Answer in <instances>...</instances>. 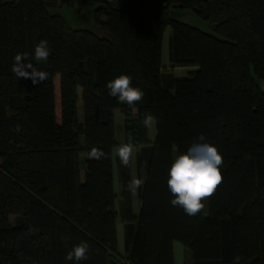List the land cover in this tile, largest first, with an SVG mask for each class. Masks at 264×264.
Instances as JSON below:
<instances>
[{"label":"trees","instance_id":"16d2710c","mask_svg":"<svg viewBox=\"0 0 264 264\" xmlns=\"http://www.w3.org/2000/svg\"><path fill=\"white\" fill-rule=\"evenodd\" d=\"M94 1L107 37L48 11L75 0H0V264H121L113 256L115 108L125 115L124 145L139 146L136 164L146 171L133 214L130 164H121L126 263L175 264L178 241L186 264H264V0ZM170 4L192 10L221 38L172 19ZM167 27L168 64L197 67L168 87L160 76ZM42 39L49 57L30 62L49 75L33 85L11 69L16 54H34ZM121 74L145 93L134 106L109 95L106 84ZM194 143L218 149L223 183L207 213L188 216L170 203L167 179ZM93 148L105 155L90 158ZM81 242L88 259L66 260Z\"/></svg>","mask_w":264,"mask_h":264},{"label":"clouds","instance_id":"9594fccd","mask_svg":"<svg viewBox=\"0 0 264 264\" xmlns=\"http://www.w3.org/2000/svg\"><path fill=\"white\" fill-rule=\"evenodd\" d=\"M50 55L47 40H40L34 48V54L28 52L18 53L14 57L12 72L18 78H30L33 85L42 83L48 79V73L40 71L30 62L32 59L45 61ZM27 62V63H26ZM25 69H30L26 71ZM109 95L118 99L120 103L134 106L142 101L145 93L139 88L132 86V78L121 74L106 84ZM198 139L204 141L201 134ZM105 154L102 150L93 148L89 154L90 158L99 160ZM117 155L124 166H128L133 155L131 145L125 144L118 148ZM223 157L218 149L209 143H194L187 152L178 155L168 170L167 187L173 195L170 203L179 206L188 216H196L204 211V201L213 197L223 183V175L220 167ZM143 181L137 179L134 186L139 188ZM89 246L81 242L69 251L65 259L82 261L88 259Z\"/></svg>","mask_w":264,"mask_h":264},{"label":"rangeland","instance_id":"374dc122","mask_svg":"<svg viewBox=\"0 0 264 264\" xmlns=\"http://www.w3.org/2000/svg\"><path fill=\"white\" fill-rule=\"evenodd\" d=\"M109 2H116L117 0H106ZM156 4L163 5L164 2L162 0H155L154 1ZM94 0H75L73 5H63L58 3L57 5H54L53 7H49L48 11L50 14H57L63 17L67 24L74 29H85L92 31L94 34H96L98 37H107V33L101 29V27L95 22L94 19V11L97 7L95 5ZM170 8V17L172 19L178 20L180 22L186 23L189 26L196 27L203 32L213 34V31L209 28L207 25V22L204 21L203 19H200L195 13H193L192 10H187V9H181L178 8L177 6L170 4L168 5ZM171 33V28L167 27L165 32H164V39H163V53H164V61H167V55H168V37L169 34ZM216 34H213V36ZM216 37H219L216 35ZM221 38V37H219ZM59 76H55L54 81V87H55V106H56V114L57 118L60 115V81H59ZM79 92V99L78 103V115L81 116L83 115V104H82V99H81V92ZM115 120H116V136L123 137L124 135V115L123 113L120 112V110H116L115 112ZM147 126H148V135L150 138L155 137L156 133V126H155V119L154 118H148L147 120ZM120 128V129H119ZM82 157V156H81ZM133 160H135L133 158ZM135 163V162H134ZM133 163V164H134ZM135 165V164H134ZM205 204V209L204 212L207 213L208 211V200L204 201ZM13 216L10 218L11 221H13ZM185 247L178 241L173 242V251H174V257L176 264H184V257L185 260L188 257V251L184 249ZM125 250V245H124V240L122 237L119 238V243H118V255H113L115 259L119 260L121 264H128L126 263V251ZM190 256V255H189Z\"/></svg>","mask_w":264,"mask_h":264},{"label":"crops","instance_id":"0c3cea01","mask_svg":"<svg viewBox=\"0 0 264 264\" xmlns=\"http://www.w3.org/2000/svg\"><path fill=\"white\" fill-rule=\"evenodd\" d=\"M164 39V38H163ZM162 51H163V46H162ZM161 51V52H162ZM164 53L162 52V67H161V79H162V84L166 87L170 86L173 84V80L175 79H178V78H184V77H187L188 75H190L192 72H194L195 70H197V67L196 66H183V67H171L168 62V55H167V61H164ZM116 110H120L121 113L122 110L120 108H115L113 109L112 111V115H113V119H114V135H115V140L117 142V146H115L113 148V150L111 151L112 153V165H113V190L116 194V199H115V209L116 211L118 212V218H117V248H118V243H119V238L125 236V226L126 225V222L123 221V218L121 216L120 213H122V205H123V202L121 201L122 200V183H121V177L120 174H121V162H120V159L117 155V150L120 146L124 145V139H125V129H124V135L123 137H117L116 136V120H115V112ZM133 113H135V110L132 111ZM124 114V113H123ZM60 116V115H59ZM80 120L83 119L82 115L81 116H77ZM124 120H125V115H124ZM120 129V128H119ZM149 132V131H148ZM149 136V135H148ZM150 140H153V138H150ZM132 149H133V155H132V159L130 161V167H129V177L131 179V189H132V208H133V214H137V212L139 211V207H140V199H139V188L142 187L143 183L145 182V179H146V171H145V162L142 161L140 164V166L138 167L137 166V151H139V146H135V145H132L131 146ZM81 161H82V166L84 165V160L85 158H87L86 154H82L81 155ZM133 158L135 160H133ZM135 162V163H134ZM135 165H134V164ZM84 172H85V167L83 166V169H82V175H84ZM139 179V180H142L143 183L142 185L139 187V188H136L134 186V182ZM124 240V239H123ZM174 252V251H173ZM189 254V253H188ZM189 258V255L188 257ZM175 257H174V261H175ZM184 264H186V261H185V257H184ZM175 264H176V261H175Z\"/></svg>","mask_w":264,"mask_h":264}]
</instances>
